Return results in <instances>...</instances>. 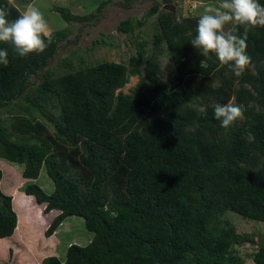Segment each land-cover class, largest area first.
<instances>
[{
  "label": "trees",
  "instance_id": "16d2710c",
  "mask_svg": "<svg viewBox=\"0 0 264 264\" xmlns=\"http://www.w3.org/2000/svg\"><path fill=\"white\" fill-rule=\"evenodd\" d=\"M33 1L0 6L11 20ZM110 1L96 13L52 10L70 25L85 23ZM161 4L155 0L144 16L156 17L150 43L135 41L126 62L87 65L73 52L51 69L70 27L52 32L40 54L19 57L0 43L9 61L0 64V165H19L14 189L24 204L16 211L3 193L0 168V241L39 214H55L46 238L71 217L90 233L85 245L67 244L63 259L40 264H264V236L242 256L237 246L248 236L224 219L233 213L264 225V27H249L252 62L237 78L215 54L201 67L205 58L190 44L200 16L176 18ZM142 26L129 17L116 30L131 35ZM101 37L94 43L112 45L103 40L110 35ZM163 56L172 81L163 79ZM132 77L138 82L124 93ZM230 100L245 113L225 129L214 106ZM43 174L50 192L39 183Z\"/></svg>",
  "mask_w": 264,
  "mask_h": 264
},
{
  "label": "rangeland",
  "instance_id": "374dc122",
  "mask_svg": "<svg viewBox=\"0 0 264 264\" xmlns=\"http://www.w3.org/2000/svg\"><path fill=\"white\" fill-rule=\"evenodd\" d=\"M107 0H34L33 4L43 13L49 28L52 32L61 30H71V35L68 36L65 42L60 44V49L56 53L55 58L50 62L49 67L56 69L58 62L65 56H69L73 52L76 56H83L87 65H94L96 62L113 61L126 62L130 55H133L136 50L135 41L144 40L150 43L153 33L155 32V19L152 17L145 19V14L149 11L155 0H132L130 4L124 6V0H111L100 12L96 18L85 23H73L72 25L65 22L59 13L53 11L52 8L63 7L69 9L73 14L85 10V14L96 13L95 11L101 3ZM158 1V0H157ZM161 9L164 5H170L174 9L176 18L200 16L203 13V8L208 3H217L218 0H172L170 3H164L159 0ZM78 14V13H77ZM141 20L143 26L140 27L134 34L125 35L116 30L117 25L127 18ZM101 35L111 36L103 40L111 42V46L95 44L96 41H101ZM75 68H79L80 62L77 58L72 59ZM162 74L165 81H172L175 72L166 56L161 58ZM32 81L37 82V79L32 78ZM138 82L137 77H132L129 83L123 89L127 93ZM6 165H0L4 180L2 183V191L6 195L12 196V202L17 208L23 212L24 204L17 197L15 187L20 180L17 177V169ZM20 176V175H19ZM40 184L47 192L52 191V184L46 175L40 178ZM45 182H47L45 184ZM15 184V185H14ZM45 184V185H44ZM29 210V209H28ZM25 212V211H24ZM22 214V213H21ZM40 216L42 214H39ZM37 215L34 219L28 220L25 224L18 223V230L12 238L5 241H0V262H10L11 264H40L46 256H60L64 258V252L67 244L85 245L90 233L86 231L83 220L79 217H71L68 222H65L54 236L46 238L44 235L47 225L55 214ZM39 217V218H38ZM224 219L231 222L233 225L240 227L248 236L246 241H243L237 246L238 251L244 256L252 252L257 246L259 240L264 236V225L254 224L242 221L236 214L226 213ZM22 220V217H21ZM47 222V223H46ZM46 223V224H45ZM20 227V229H19ZM251 241L256 242L252 244ZM59 243V246H57ZM246 264H253L252 260L247 258Z\"/></svg>",
  "mask_w": 264,
  "mask_h": 264
},
{
  "label": "clouds",
  "instance_id": "9594fccd",
  "mask_svg": "<svg viewBox=\"0 0 264 264\" xmlns=\"http://www.w3.org/2000/svg\"><path fill=\"white\" fill-rule=\"evenodd\" d=\"M8 6L16 7L15 0H8ZM8 17L7 7L0 6V43L11 44L19 57L46 50L51 42V30L38 7L29 2L15 19ZM241 26H244L242 34L238 31ZM249 27H264V5L258 0H218L205 5L196 25V35L190 42L205 58L201 67L206 65L210 54H215L221 65L227 66L235 77H241L252 62L247 55ZM8 62L7 49H0V64L6 66ZM244 113V107L232 100L214 106V118L225 129L243 119ZM104 211H108L107 205Z\"/></svg>",
  "mask_w": 264,
  "mask_h": 264
},
{
  "label": "water",
  "instance_id": "95a60500",
  "mask_svg": "<svg viewBox=\"0 0 264 264\" xmlns=\"http://www.w3.org/2000/svg\"><path fill=\"white\" fill-rule=\"evenodd\" d=\"M163 9L166 10V11H169V12H171V13H174V9H173V7H171L170 5H165V6L163 7ZM251 243H252V244H255L254 241H251Z\"/></svg>",
  "mask_w": 264,
  "mask_h": 264
},
{
  "label": "crops",
  "instance_id": "0c3cea01",
  "mask_svg": "<svg viewBox=\"0 0 264 264\" xmlns=\"http://www.w3.org/2000/svg\"><path fill=\"white\" fill-rule=\"evenodd\" d=\"M33 222H35V219H33Z\"/></svg>",
  "mask_w": 264,
  "mask_h": 264
}]
</instances>
